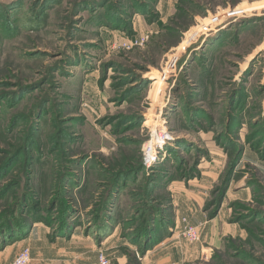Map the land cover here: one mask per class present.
<instances>
[{"label":"rangeland","instance_id":"rangeland-1","mask_svg":"<svg viewBox=\"0 0 264 264\" xmlns=\"http://www.w3.org/2000/svg\"><path fill=\"white\" fill-rule=\"evenodd\" d=\"M175 231L176 264H264V0H0V258L148 264Z\"/></svg>","mask_w":264,"mask_h":264},{"label":"crops","instance_id":"crops-1","mask_svg":"<svg viewBox=\"0 0 264 264\" xmlns=\"http://www.w3.org/2000/svg\"><path fill=\"white\" fill-rule=\"evenodd\" d=\"M171 187H172V192H173L172 194L174 197L175 207L179 208L177 209V214H179L178 217L180 218V215H181V218L179 219L181 226H182L181 221H182V218L184 217H186L187 219L189 218L190 220L189 222L193 225L197 224L200 221L207 220V216L204 213V210L202 209L203 190L201 189L202 187L201 185H198V188H193L192 190L191 187L186 186L184 183L176 182ZM174 191H176V193H174ZM209 228L210 227L208 224L207 227L205 228L206 235H209L208 234ZM212 229H213L212 234L214 238L220 235L222 230H227L228 227L223 228L221 227L220 223L215 221V223H213L212 225ZM46 234L47 232H44L43 227L37 224L32 228V231L29 237L24 238L20 242H17L13 245H19L23 243L26 245L29 243L32 245L33 250H34L35 245H36L35 241L38 242L37 245L44 243V241L46 240V236H45ZM30 237H33V239H31ZM171 239H174V241H177V248L174 244L170 245V247H166V245L162 246V243H159L153 249L147 252L145 257L143 258L144 262L148 264H153V263L155 264H176L178 263V260H179L178 256L180 255V249H181L178 245L181 244L182 248L185 247L188 251H189L190 246L184 242V238L180 235V233L176 231L173 232V237ZM213 241H216V239H213ZM24 247H22L21 249H23ZM5 250L6 249H3L2 251H5ZM174 250H176V257H177L175 262H174V256H173ZM2 251H0V255H3ZM19 251L18 250L14 251L12 256L9 255V258H7V256H2L0 258V264H10V262L16 257ZM168 251H170L171 253L168 254L167 253Z\"/></svg>","mask_w":264,"mask_h":264},{"label":"built area","instance_id":"built-area-1","mask_svg":"<svg viewBox=\"0 0 264 264\" xmlns=\"http://www.w3.org/2000/svg\"><path fill=\"white\" fill-rule=\"evenodd\" d=\"M156 137V142L151 143L152 145L147 148L146 158L149 160L148 163L154 162L156 158V147L160 146L165 139L169 138L165 132H160ZM157 147V148H158ZM181 232L186 238L191 241L197 240L199 237V230L196 225L191 224L186 217L182 218ZM32 259L31 248L29 246L24 247L19 251L16 257L10 262V264H30ZM95 264H112L107 258L106 254L99 252L98 258Z\"/></svg>","mask_w":264,"mask_h":264},{"label":"trees","instance_id":"trees-1","mask_svg":"<svg viewBox=\"0 0 264 264\" xmlns=\"http://www.w3.org/2000/svg\"><path fill=\"white\" fill-rule=\"evenodd\" d=\"M59 231H61V234L62 233H64L62 230H59ZM149 234H151L150 236H149ZM153 234V231H151V233L149 232V231H147V230H144L143 231V233H142V235H141V237H140V241H142V242H144L145 241V243H144V245L142 246V248H141V251L143 252H146L151 246H150V243H151V237H154V235H152ZM66 234H64V236H65ZM150 246V247H149Z\"/></svg>","mask_w":264,"mask_h":264}]
</instances>
